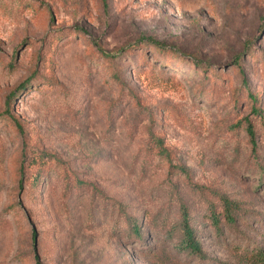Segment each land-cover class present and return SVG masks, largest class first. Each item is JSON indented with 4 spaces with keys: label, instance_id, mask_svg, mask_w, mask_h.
<instances>
[{
    "label": "rangeland",
    "instance_id": "1",
    "mask_svg": "<svg viewBox=\"0 0 264 264\" xmlns=\"http://www.w3.org/2000/svg\"><path fill=\"white\" fill-rule=\"evenodd\" d=\"M234 116L255 153L219 132ZM185 211L204 261L176 248ZM245 246H264V0H0V264H250Z\"/></svg>",
    "mask_w": 264,
    "mask_h": 264
},
{
    "label": "trees",
    "instance_id": "2",
    "mask_svg": "<svg viewBox=\"0 0 264 264\" xmlns=\"http://www.w3.org/2000/svg\"><path fill=\"white\" fill-rule=\"evenodd\" d=\"M54 40V38H53ZM154 44V43H153ZM146 44H142V47L140 48L143 50L145 48ZM154 48L163 55L165 58V64H170L171 67H176L180 70L182 69L186 62V57L182 55H177L176 52L170 51V50H165L164 48L160 47V45L154 46ZM99 50V55L103 57V60L111 61L109 55L105 54L102 52L100 49ZM239 70V74L242 78V83H241V89L239 88L238 90L241 92V94L245 93L246 94V101L248 102L250 106V110L252 113L253 118L261 117V111L259 109V104L261 101V92L259 91H251L246 84V80L244 78V73H243V68L238 65L235 66ZM205 68H203L204 70ZM195 71V70H194ZM195 72H198L196 70ZM212 76L216 79L223 78L224 76L221 75V72H216L214 70H211L210 75H204L202 78V87L204 90H207L205 93H213L215 91L216 83L215 81L212 80ZM210 85V90H208ZM202 89V90H203ZM203 90V91H204ZM240 99V96L235 99L236 102V111L238 108L237 102ZM222 123L219 127V132H233L239 129H243L248 138L249 142L251 145L252 152L255 153L256 151V141H255V132H254V125L252 124L251 120L248 118H237V116H234L231 118V121H226L222 120ZM154 151L156 152L157 156L160 158H167L164 157L168 153L167 149L162 146L161 143H159V140L155 142V145H153ZM156 149V150H155ZM172 168V166H170ZM179 168V167H178ZM180 171L184 172V169H180ZM223 202V208L224 211L221 213V215H216L214 212L211 213V222L213 223V228L215 230L220 229L221 225V218H223L224 222H226L229 225H233L235 223V217L232 212V207L230 202L227 200L222 201ZM176 232L170 233L169 235L172 237L174 236ZM131 237L139 238L141 233L140 230L138 229L137 226H134V229L130 231ZM176 248L180 250L181 252L185 253L188 256H192L197 258L199 261H204V256L202 255V250L200 246V242L197 240V235L196 232L191 228L189 224V217L187 215V211L183 213L182 216V222H181V231L178 236ZM245 252L249 254V261L250 264H264V246L259 248L256 246H252L249 248L248 246H245Z\"/></svg>",
    "mask_w": 264,
    "mask_h": 264
}]
</instances>
